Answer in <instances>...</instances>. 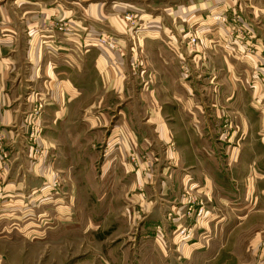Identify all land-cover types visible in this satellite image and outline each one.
Wrapping results in <instances>:
<instances>
[{
  "label": "crops",
  "instance_id": "obj_1",
  "mask_svg": "<svg viewBox=\"0 0 264 264\" xmlns=\"http://www.w3.org/2000/svg\"><path fill=\"white\" fill-rule=\"evenodd\" d=\"M113 9L105 23L100 9L68 0H0V210L16 217L19 206L51 195L46 222L81 228L83 191L101 202L122 189L124 216L147 208L140 237L148 244H157L159 225L161 249L215 253L217 238L249 218L245 207L248 216L264 205V1L124 0ZM120 10L139 12L142 23ZM216 11L235 22L213 23ZM53 17L70 31L54 29ZM101 32L123 51L105 50ZM137 57L145 70L129 67ZM171 141L180 153L168 149L171 169L157 168ZM143 154L149 173L147 163L133 166L132 155ZM154 167L161 193L146 180ZM141 189L155 196L133 194ZM199 202L205 213L193 222L186 210ZM165 217L192 224L194 238L163 245Z\"/></svg>",
  "mask_w": 264,
  "mask_h": 264
},
{
  "label": "rangeland",
  "instance_id": "obj_2",
  "mask_svg": "<svg viewBox=\"0 0 264 264\" xmlns=\"http://www.w3.org/2000/svg\"><path fill=\"white\" fill-rule=\"evenodd\" d=\"M119 1L124 2V0H68V3L69 5L78 3V6L81 9H86V11H97L95 9H100L103 15L102 20L105 23H110V15L114 12L113 7L118 5ZM129 1L138 6L140 4L142 6L145 5V0H142V2L140 0ZM219 12L216 11L212 14L213 18L211 21L213 23L218 22L217 24L220 23L221 25V23L235 22L233 17H226L225 14L223 17L226 22H221L220 17L222 14H219ZM117 13L119 17H122L123 20L130 22L132 25L143 21L141 18L142 14L136 11H127L125 13L120 10ZM235 15L239 17L238 14ZM51 25L58 31H70L69 25L59 18L53 17ZM101 33L100 37L98 36L99 38L108 36L114 39L110 46L103 45L105 50L123 51L112 34L108 32ZM189 37H191L190 42L193 48H195L197 44L195 36ZM129 67L136 71L145 70L139 57ZM260 80L263 81L264 79L260 78ZM41 106V104L37 103L32 111L38 108L41 109ZM180 137L181 139L185 138V133L182 132ZM175 143L177 144V141H171L169 145L162 146L159 152L161 159L157 168L161 165V167L166 166L169 170L171 169L173 165L172 158L167 156L166 151L169 149L174 155L178 152L180 153V150L176 149ZM187 158L191 160L190 156ZM132 160L133 166L135 164L136 167L141 162L147 163L146 173L150 172L151 159L147 154L132 155ZM157 171L154 167L153 173L149 174L146 180L150 183L149 186H156L157 191L159 189L158 192L161 193L160 188H158L160 185V174L156 173ZM54 180V183L59 185V178L54 176ZM149 191L152 195L149 197L147 191L145 193L142 189L134 190L133 194L143 192L145 201L155 196L153 190ZM102 192L100 191L99 197H102ZM49 197L51 195L48 198L46 197V200H36V203L30 204L29 202L25 203L24 206H19L20 208L14 212L16 217H5L6 213L0 210V264H205V261H211V264H264V205L262 204H260L255 213L248 216L245 214L250 207H245L244 217L249 218L243 219L242 224H239L231 236H229V233L226 235L223 232L219 239L217 238L218 243L213 244L215 245L213 248L215 253L212 251V254L205 255L203 252L180 254L172 252L173 249L168 250L167 247L161 249L158 247V244L162 245V235H159L161 227L159 225H154L153 233H151V238L157 243V246L153 245V241L148 244L149 241L145 240V237H140L143 217L148 213L147 208H142L140 204L134 205L135 207L131 208V211L129 210L128 214L124 216V191L122 189L109 191V194L101 202L91 198V190L83 191L81 203L76 206L77 212L84 218V221L78 223L82 225L81 228L74 226V223L69 227L60 228L58 221L50 226L46 222L47 217L51 215L49 212L51 205L49 206L48 204ZM186 197L188 199L186 200L187 203L193 199L190 194L186 195ZM245 197L250 198L246 193ZM187 203L185 204L188 205ZM199 204L201 205L202 203L199 202ZM199 204L196 203L197 207L192 205L193 207L190 206L186 210V215L192 217L193 222H196L195 217L197 209L200 207ZM74 213L75 210L72 214ZM99 217L101 219L100 226L91 227V225L94 226L99 223V221L94 220V218L99 219ZM124 217L129 218V222H127L126 218L125 222ZM165 219V227L170 239L167 238L163 245L165 243L168 245L169 241L173 242V237L178 241H180L179 239H185L188 235H190L188 240L194 238L195 230H192V224L178 227L179 221L176 220V222L178 221L176 223L173 220L174 217H165ZM180 229H190V233L180 238ZM219 250L221 251L219 252Z\"/></svg>",
  "mask_w": 264,
  "mask_h": 264
},
{
  "label": "built area",
  "instance_id": "obj_3",
  "mask_svg": "<svg viewBox=\"0 0 264 264\" xmlns=\"http://www.w3.org/2000/svg\"><path fill=\"white\" fill-rule=\"evenodd\" d=\"M217 18H219V17H217ZM220 21L223 22V23L226 22V19H224L223 15H221ZM99 37L97 38V42H99L101 45L110 46L114 42V39L112 37H108V36L103 37V38H99ZM36 152H37V150H36ZM2 162H3V160H2ZM1 193H2V191L0 189V194ZM199 206L200 207H198L197 212H196V217H195L196 219L201 218L204 215V213H205L203 205L201 204ZM189 233H190V229L189 230L180 229V234L179 235H180L181 238H183V237L187 236V234H189Z\"/></svg>",
  "mask_w": 264,
  "mask_h": 264
}]
</instances>
